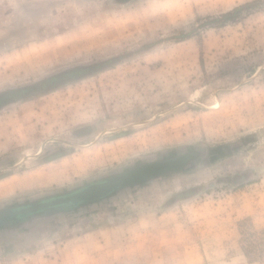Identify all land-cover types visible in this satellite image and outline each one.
I'll list each match as a JSON object with an SVG mask.
<instances>
[{"label": "rangeland", "instance_id": "1", "mask_svg": "<svg viewBox=\"0 0 264 264\" xmlns=\"http://www.w3.org/2000/svg\"><path fill=\"white\" fill-rule=\"evenodd\" d=\"M41 80L0 104V208L198 156L0 227V264H264V0H0V92Z\"/></svg>", "mask_w": 264, "mask_h": 264}, {"label": "water", "instance_id": "2", "mask_svg": "<svg viewBox=\"0 0 264 264\" xmlns=\"http://www.w3.org/2000/svg\"><path fill=\"white\" fill-rule=\"evenodd\" d=\"M86 67L88 66L72 67L64 70L62 73L54 74L50 76V79L54 80L51 82H67L69 78L74 79V75L71 76V73ZM44 83H46V80L0 92L1 106L52 88V84L46 86ZM197 156V152L188 151L173 157L151 160L153 161L151 165L142 162L126 170L88 183L77 190L48 195L45 198L24 204L2 207L0 208V227L14 229L38 218L49 217L60 212L78 208L90 201L98 200L101 196L119 188H126L132 184L147 179H154L170 172L181 171Z\"/></svg>", "mask_w": 264, "mask_h": 264}, {"label": "trees", "instance_id": "3", "mask_svg": "<svg viewBox=\"0 0 264 264\" xmlns=\"http://www.w3.org/2000/svg\"><path fill=\"white\" fill-rule=\"evenodd\" d=\"M251 251H256L255 250V246H254V243L253 244H250V248H247L246 247V252H245V255H250Z\"/></svg>", "mask_w": 264, "mask_h": 264}, {"label": "snow or ice", "instance_id": "4", "mask_svg": "<svg viewBox=\"0 0 264 264\" xmlns=\"http://www.w3.org/2000/svg\"><path fill=\"white\" fill-rule=\"evenodd\" d=\"M145 163L151 165L153 163V161L147 160V161H145Z\"/></svg>", "mask_w": 264, "mask_h": 264}]
</instances>
